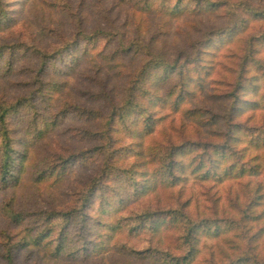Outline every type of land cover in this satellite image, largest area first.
I'll list each match as a JSON object with an SVG mask.
<instances>
[{
  "label": "trees",
  "instance_id": "obj_1",
  "mask_svg": "<svg viewBox=\"0 0 264 264\" xmlns=\"http://www.w3.org/2000/svg\"><path fill=\"white\" fill-rule=\"evenodd\" d=\"M0 264H264V0H0Z\"/></svg>",
  "mask_w": 264,
  "mask_h": 264
}]
</instances>
